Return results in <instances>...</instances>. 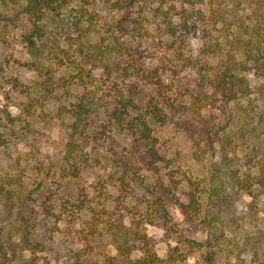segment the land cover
Here are the masks:
<instances>
[{"label": "rangeland", "instance_id": "obj_1", "mask_svg": "<svg viewBox=\"0 0 264 264\" xmlns=\"http://www.w3.org/2000/svg\"><path fill=\"white\" fill-rule=\"evenodd\" d=\"M249 1L139 0L116 10L112 0H71L46 21L41 64L35 66L22 41L28 18L0 0V178L22 181L40 262L128 264L117 244L131 250L132 260L145 251L164 259L192 239L210 245L216 264H264V189L249 197L231 180L230 208L209 211L217 215L214 234L179 210L188 201L190 182L202 186L214 163L223 167L221 148L208 147L187 110L206 70L203 60L187 57L205 43L231 42L234 28L221 19H231L230 11L241 15L242 7L244 17H252ZM216 61L209 58L206 65ZM245 77L251 94L241 106L264 116L259 80L251 72ZM89 92L99 110L83 120L68 115L64 107ZM120 92L136 95L140 108L161 104L165 121L148 122L152 138L142 139L132 128L136 112L113 116ZM234 111L235 105L224 107L218 100L201 114L235 130L238 122L229 121ZM262 125L258 140L248 136V145L240 146L241 160L222 168L223 179L244 166L256 146L262 148ZM151 147L157 153L154 166ZM0 224L4 242L8 221ZM186 257L190 264H204L198 251Z\"/></svg>", "mask_w": 264, "mask_h": 264}, {"label": "trees", "instance_id": "obj_2", "mask_svg": "<svg viewBox=\"0 0 264 264\" xmlns=\"http://www.w3.org/2000/svg\"><path fill=\"white\" fill-rule=\"evenodd\" d=\"M2 1L18 7L20 13L28 18L31 26L29 32L22 37V41L35 66H39L42 50L45 47L44 44H40L46 36L45 23L50 16L60 15L71 0ZM137 1L139 0H112V4L116 10H125L133 7ZM249 2L252 10L249 13L252 17H244L247 8L242 7L241 15L230 11L233 13L231 19H221L228 29L234 28L235 35L232 41L229 43L227 41L229 46L214 44L212 47V44L205 43L197 54L187 57L189 61L198 63L203 60L202 65L206 68L205 75L202 76L199 83L200 89L187 110L194 115L195 122L199 125L208 147L213 148L215 144L221 148L223 167H227L229 161L238 162L241 160L240 146L248 145L246 141L248 136L258 140L260 127L264 122V116L257 114L255 109L249 111L241 106L242 99L251 94L249 82L245 77L248 72H251L259 80L257 91L261 97L264 96V0H250ZM221 14L219 13V15ZM76 24L78 25V23ZM209 58H217L214 65H206V60ZM218 100L224 107L235 105V111L229 121L238 122L237 129L229 130L228 127L227 129L218 127L216 123L208 121L201 114L203 108L215 106ZM137 102L136 95L127 97L123 92H120L113 116L115 117L120 111L136 112L138 123L131 126L137 130L140 138L147 140L152 138V129L148 122L162 123L165 121V115L162 114L161 104L158 101L149 103L146 108H140ZM98 106L99 103L93 93L89 92L87 95L80 96L77 102L70 103L64 109L68 115L83 120V118H90L96 110H99ZM246 118L249 120L245 123L244 119ZM261 143L263 148L264 139ZM258 147L254 148L256 154L247 158L244 166L237 165L234 171L229 172L228 180L222 178V174L226 173L221 167V162H216L212 165L210 178L204 185L190 182L188 201L185 204H179L181 214L191 222L201 223L208 234H214L217 229L214 224L217 215L211 217L209 211L215 207H218V211L221 212L230 208L227 186L230 185L231 180L238 184L242 194L249 197H255L254 189H264V149ZM148 156L150 164L154 166L157 158L155 149L149 148ZM226 170L229 171V169ZM11 179L0 178V222L8 221L4 242L2 240L4 233L0 227V264H48L45 260L40 262L39 257L34 255L39 250L40 244L33 238L34 227L31 225L30 217L24 212L27 195L22 192V181L19 178ZM127 234L129 233L127 232ZM134 234L139 235L138 230ZM144 236L142 235L141 238L143 239ZM116 246L119 255H123L128 260V264H190L186 257V253L190 251H198L204 264H216V257L208 250L210 245L192 239H186L182 250L173 249L164 259L145 251L142 257L132 260L128 257L131 250L124 252L120 244ZM257 254L258 249L252 252V255ZM105 264H115V261L110 259ZM122 264H127V262L124 261Z\"/></svg>", "mask_w": 264, "mask_h": 264}]
</instances>
